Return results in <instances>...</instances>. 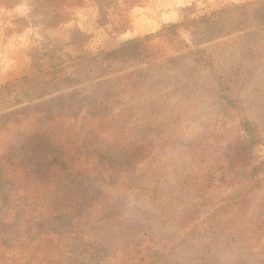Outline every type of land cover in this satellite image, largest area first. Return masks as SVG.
<instances>
[{"label":"rangeland","instance_id":"rangeland-1","mask_svg":"<svg viewBox=\"0 0 264 264\" xmlns=\"http://www.w3.org/2000/svg\"><path fill=\"white\" fill-rule=\"evenodd\" d=\"M65 1L56 23L46 0H0V86L61 68L75 79L66 90L75 95L70 110H59L60 115H71L74 123L89 113L94 119L103 116L99 126L104 129L111 117L125 122L113 127L120 134L117 140L87 142L82 163L96 164L94 177L113 173L112 164L119 168V177L131 181L121 206L124 214L136 205L155 217L162 214L165 227L174 226L184 214L200 217L198 235L172 264H264V236L254 247L245 240L226 245L205 221L222 199L236 195L223 178L238 165L226 160L237 153L231 142L241 133L239 119L252 122L264 141V0ZM167 23H179L177 41L187 45L179 52L168 51L176 64L165 62L169 55H160L75 67L128 39L154 34ZM150 43L164 45L157 37ZM15 109L0 105V115H7L3 122L10 124ZM13 134L0 131L4 253L14 248V230L33 229L50 208L75 212L63 204L75 195L70 188L62 189L54 202L53 189L47 196L43 185L34 187L37 176L30 171L55 163L44 138ZM251 157L255 162L264 159V146L254 148ZM112 175L117 177L116 172ZM259 178L264 186V171ZM262 191L264 187L250 193L246 217L255 216ZM235 212L228 210L221 221ZM83 215L96 220L92 206ZM91 229L85 226L83 234H71L65 264L113 262L114 244Z\"/></svg>","mask_w":264,"mask_h":264},{"label":"trees","instance_id":"trees-1","mask_svg":"<svg viewBox=\"0 0 264 264\" xmlns=\"http://www.w3.org/2000/svg\"><path fill=\"white\" fill-rule=\"evenodd\" d=\"M46 1L52 8L53 20L59 23L66 1ZM81 2L82 0H74L71 3ZM124 3L137 4L139 0ZM178 26L179 23H167L154 34L128 39L118 47L101 52L75 67L85 63L98 67L104 62L125 64L138 59L169 55L168 51L179 52L187 45L183 41H177ZM154 37L164 45L151 44L150 41ZM180 42L183 45H180ZM175 60L176 57L170 56L165 62L176 64ZM73 81L75 79L63 69L53 68L51 71L24 76L0 86V105L4 104L6 108L16 106L11 113L13 116L10 118V124L3 122L6 114L0 115V131L5 130L8 136H12L15 131L13 135L16 137L42 136L53 151L54 164H43L37 170L30 171L37 176V180H32L35 182L34 187L43 185L47 196L53 189L54 202L59 200L64 188H70L75 193L63 202L70 212L75 209L72 216L65 211L61 213L62 209L55 212L50 208L49 213L46 212L47 216L39 218L33 229L26 232L14 230L11 234L14 248L9 253L0 249V264H65L67 241L72 239L71 234L75 237L83 234L85 226H90L94 233L100 234V238L112 241L114 255L111 264H172L185 252L188 245L192 244L203 221L195 214H184L174 226L165 227L162 214L155 217L136 205L128 209V214L121 211L124 199L132 186L131 181L119 177V168H114L112 164L109 165L110 170L116 172L117 177L111 176L113 173L94 177L96 164L82 162L84 151L90 145L87 142L117 140L120 134L115 133L116 129L113 127L125 122L111 117L104 124L107 129H104L99 126L103 116L94 119L95 114L89 113L74 123L69 119L71 115H60L59 110L71 108L75 92L66 90ZM238 126L241 133L231 142L238 147L237 153L234 158L226 160L230 165L232 161L237 160L238 165L233 170L230 169L228 175L223 178L224 184L233 190L232 195H236H228L222 199L221 203L206 215L205 221L209 222L213 235H222L224 244L245 240L248 247H254L264 236V191L255 216L248 218L246 213L249 210L250 193L264 187L259 178V174L264 171V159L255 162L251 155L254 148L264 146V141L257 136L253 123L248 119L240 118ZM36 171L38 173H35ZM25 184L26 182H23L19 187ZM11 186L14 187V181ZM88 206L93 207L95 221L84 219L83 213ZM200 206L208 208L207 203ZM232 208H236L233 217L222 222L221 217ZM152 223L156 225L153 226Z\"/></svg>","mask_w":264,"mask_h":264}]
</instances>
